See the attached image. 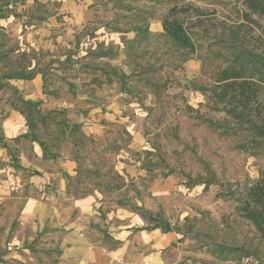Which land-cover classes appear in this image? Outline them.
<instances>
[{
  "label": "rangeland",
  "instance_id": "rangeland-1",
  "mask_svg": "<svg viewBox=\"0 0 264 264\" xmlns=\"http://www.w3.org/2000/svg\"><path fill=\"white\" fill-rule=\"evenodd\" d=\"M88 2L92 17L70 49L79 56L43 68L45 91L61 98L19 103L45 155L74 163L66 193L94 196L110 225L168 222L163 264H264V244L241 212L247 188L264 178V137L214 92L222 69L242 65L264 102V15L246 19L244 0ZM165 18L183 25L192 50L164 34ZM138 27L149 32L134 40ZM36 240L37 264L59 251ZM101 244L116 242L104 233Z\"/></svg>",
  "mask_w": 264,
  "mask_h": 264
},
{
  "label": "crops",
  "instance_id": "crops-1",
  "mask_svg": "<svg viewBox=\"0 0 264 264\" xmlns=\"http://www.w3.org/2000/svg\"><path fill=\"white\" fill-rule=\"evenodd\" d=\"M92 14L88 0H0L2 264H37L33 246L39 237L59 249L42 264H163L162 252L171 242L167 232L145 230L133 217L110 225L95 211L92 195L71 198L66 176L74 172V163L46 156L48 151L33 140L20 110L22 101L61 98L57 91H45L49 84L43 68L55 58L79 56L80 50L70 49H75V37ZM134 31L135 40L149 28ZM63 46L69 50H57ZM104 233L116 245H102Z\"/></svg>",
  "mask_w": 264,
  "mask_h": 264
},
{
  "label": "trees",
  "instance_id": "trees-1",
  "mask_svg": "<svg viewBox=\"0 0 264 264\" xmlns=\"http://www.w3.org/2000/svg\"><path fill=\"white\" fill-rule=\"evenodd\" d=\"M244 6L248 10L243 13L246 19H250L251 14L264 15V0H244ZM162 28L164 34L176 45L193 49L191 39L178 20L165 18L162 20ZM142 31L141 28L137 30L138 35ZM259 66L264 69V58L260 59ZM244 70L242 65L228 66L217 74L214 89L216 99L226 105V113L232 119L248 125L258 137H264V102L258 99L256 80L252 76H247ZM22 103L29 106L36 104L27 101ZM241 212L255 227L264 244V178L256 180L247 188L245 198L241 201ZM140 216L145 218L144 215ZM154 228H159L163 232L172 231L168 222H157L150 229Z\"/></svg>",
  "mask_w": 264,
  "mask_h": 264
}]
</instances>
